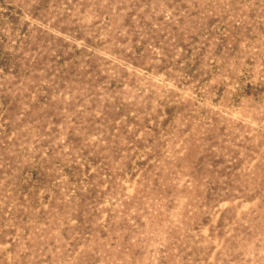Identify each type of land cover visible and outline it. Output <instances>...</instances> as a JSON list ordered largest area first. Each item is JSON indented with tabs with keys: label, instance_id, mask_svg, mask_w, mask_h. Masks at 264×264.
Wrapping results in <instances>:
<instances>
[{
	"label": "rangeland",
	"instance_id": "374dc122",
	"mask_svg": "<svg viewBox=\"0 0 264 264\" xmlns=\"http://www.w3.org/2000/svg\"><path fill=\"white\" fill-rule=\"evenodd\" d=\"M0 264H264V0H0Z\"/></svg>",
	"mask_w": 264,
	"mask_h": 264
}]
</instances>
